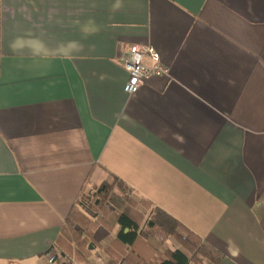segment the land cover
<instances>
[{
	"label": "crops",
	"instance_id": "obj_1",
	"mask_svg": "<svg viewBox=\"0 0 264 264\" xmlns=\"http://www.w3.org/2000/svg\"><path fill=\"white\" fill-rule=\"evenodd\" d=\"M132 46L170 74L129 95ZM112 178L219 264H264V0H0V264H50ZM119 230H94L92 264Z\"/></svg>",
	"mask_w": 264,
	"mask_h": 264
},
{
	"label": "trees",
	"instance_id": "obj_2",
	"mask_svg": "<svg viewBox=\"0 0 264 264\" xmlns=\"http://www.w3.org/2000/svg\"><path fill=\"white\" fill-rule=\"evenodd\" d=\"M117 192L110 181L103 183L94 191L83 194L79 199V208L73 209L57 240L56 246L62 251L55 264H92L91 248L87 247V238L93 239L94 230L99 225L112 228L120 227L114 249L108 248L109 261L106 264H219L222 256L192 231L184 228L177 220L155 208L150 219H144L139 208H153L145 199L134 197V192L118 178ZM133 196V197H132ZM95 197V203L91 199ZM108 201L115 212H99ZM104 208V207H103ZM92 214L91 218L86 211ZM87 215V216H86ZM83 223L93 226L92 231L83 234L75 231V226ZM128 230V232H126ZM183 230V232L181 231ZM67 234L68 244L60 239ZM94 240V239H93ZM168 240L179 245L174 251L161 252V246ZM92 245V244H91ZM126 247V249L124 248Z\"/></svg>",
	"mask_w": 264,
	"mask_h": 264
},
{
	"label": "built area",
	"instance_id": "obj_3",
	"mask_svg": "<svg viewBox=\"0 0 264 264\" xmlns=\"http://www.w3.org/2000/svg\"><path fill=\"white\" fill-rule=\"evenodd\" d=\"M121 64L129 75L125 92L136 94L148 80L155 77L168 76L170 69L161 63L160 54L152 46H132L124 48ZM48 258L50 264L56 263L57 255Z\"/></svg>",
	"mask_w": 264,
	"mask_h": 264
},
{
	"label": "rangeland",
	"instance_id": "obj_4",
	"mask_svg": "<svg viewBox=\"0 0 264 264\" xmlns=\"http://www.w3.org/2000/svg\"><path fill=\"white\" fill-rule=\"evenodd\" d=\"M110 182H111L112 184L115 185V189H116V191H117V189H118V187H117L118 183L116 182V180H115L114 178H112ZM117 192H119V191H117ZM132 197H133V196H132ZM134 197L138 198L136 195H134ZM95 200H96L95 197H93V198L91 199V202H92V203H95ZM103 207H104V208H103ZM103 207H102V209H101L99 212H107V211L112 212V213L115 212V208H114V207H113L108 201H106V203L104 204ZM154 209H155L154 207H153V208H150V209H147V210H145V209H143V208H139V211H141V212L143 213V215L145 216L144 219H145V221H146V220L150 219V216L153 214ZM88 212H89V211L87 210V211H86V214L92 218L93 215L90 214V213H88ZM115 213H116V212H115ZM87 215H86V216H87ZM87 227L90 228V230L92 231L93 226H90L89 223H88L87 225H83L82 222H81V223L79 222V224H77V226H75V231L79 230V231H81L83 234H85L86 231H88ZM181 231L183 232V230H181ZM66 236H67V234L65 235V233H64V236H62L61 239H60L61 243H63L64 245H66V244L69 243V242L67 241L69 237H66ZM69 244H70V243H69ZM86 244H87V247H88V248H90L91 244H92V246L94 247V249L91 250V252L88 251V252H89V255H88V256H90V255L93 254L92 257H94V256H95V255H94V252H95V250H96V249H95V246H97L98 243H97L95 240H93L91 237H89V238H87V243H86ZM61 251H62V250H61L59 247L55 246V247L53 248L52 252H51V255H56V253L58 254V253L61 252ZM57 256H58V255H57Z\"/></svg>",
	"mask_w": 264,
	"mask_h": 264
},
{
	"label": "clouds",
	"instance_id": "obj_5",
	"mask_svg": "<svg viewBox=\"0 0 264 264\" xmlns=\"http://www.w3.org/2000/svg\"><path fill=\"white\" fill-rule=\"evenodd\" d=\"M119 6H120L119 4L116 5V7H119ZM11 47L13 48V50H15V49H16V43L14 42V43L11 45Z\"/></svg>",
	"mask_w": 264,
	"mask_h": 264
},
{
	"label": "water",
	"instance_id": "obj_6",
	"mask_svg": "<svg viewBox=\"0 0 264 264\" xmlns=\"http://www.w3.org/2000/svg\"><path fill=\"white\" fill-rule=\"evenodd\" d=\"M90 248H91V249L93 248L92 245L90 246Z\"/></svg>",
	"mask_w": 264,
	"mask_h": 264
}]
</instances>
